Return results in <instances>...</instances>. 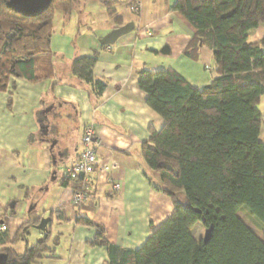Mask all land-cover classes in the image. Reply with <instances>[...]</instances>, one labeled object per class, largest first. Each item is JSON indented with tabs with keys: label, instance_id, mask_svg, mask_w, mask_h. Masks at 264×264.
Segmentation results:
<instances>
[{
	"label": "trees",
	"instance_id": "16d2710c",
	"mask_svg": "<svg viewBox=\"0 0 264 264\" xmlns=\"http://www.w3.org/2000/svg\"><path fill=\"white\" fill-rule=\"evenodd\" d=\"M8 1L0 0V91L15 77L29 82L52 77L54 14L63 10L68 15L79 2L53 0L42 15L26 17L9 8ZM100 1L115 14V1ZM134 3L132 7L138 5ZM172 9L196 30L183 55L200 61L208 47L213 65L206 69L218 73L202 87L173 68L139 73L147 105L163 119L159 130L150 127L142 156L159 175L155 189L171 200L174 211L137 249L110 243L100 225L80 221L96 227L92 244L107 247V264H264V241L239 215L244 212L264 233L263 118L258 108L264 95V39L248 40L249 31L264 23V0H175ZM97 61L94 52L74 59L71 66L95 98L107 87L95 77ZM61 185L75 194L83 189V180L64 176ZM49 216L44 237L35 242L28 235L41 219L22 224L13 238L7 228L1 230L0 253L7 255V264L57 258L56 245L50 243L54 220H66L64 207ZM199 221L205 229L200 238L192 231ZM22 241L26 249L18 253L13 246Z\"/></svg>",
	"mask_w": 264,
	"mask_h": 264
},
{
	"label": "crops",
	"instance_id": "0c3cea01",
	"mask_svg": "<svg viewBox=\"0 0 264 264\" xmlns=\"http://www.w3.org/2000/svg\"><path fill=\"white\" fill-rule=\"evenodd\" d=\"M113 1L114 15L100 0H79L68 15L57 10L49 51L52 77L39 82L15 77L7 90L0 91V228H7L13 238L25 222L50 217L52 211L64 207L66 220L56 221L71 231L64 257L57 255L64 233L53 231L50 244L56 245L57 258L46 257L37 264L42 260L107 264V247L92 244L96 227L81 219L104 228L110 243L134 249L144 244L174 206L155 189L156 177L142 156L141 146L151 137L150 127L159 130L163 119L147 105L139 73L173 68L196 87L218 76L215 70L206 69L213 65L208 47L202 49L200 61L183 55L196 30L172 9L175 0H136L137 11L129 0ZM129 22L134 23L130 33L112 45L101 43L109 32ZM262 39L264 23L248 34L250 42ZM164 47L168 53L162 52ZM94 52L98 53L95 77L107 83L99 98L91 95L90 86L71 69L74 59ZM258 108L263 118L259 139L264 143V95ZM42 123L49 127L47 134ZM90 124L101 142L100 163L117 162L118 167L83 181L90 197L77 205L73 189L61 185V179L65 169L80 159L84 128ZM116 182L122 190L112 191ZM33 228L40 232V239L44 237ZM13 247L23 253L26 242Z\"/></svg>",
	"mask_w": 264,
	"mask_h": 264
},
{
	"label": "built area",
	"instance_id": "2783aa9c",
	"mask_svg": "<svg viewBox=\"0 0 264 264\" xmlns=\"http://www.w3.org/2000/svg\"><path fill=\"white\" fill-rule=\"evenodd\" d=\"M132 8L135 11L138 10L137 6ZM100 145L101 142L98 138L96 127L92 124L86 125L82 137V152L80 155V159L76 163L65 169L64 176L70 179L72 182H76L79 179L86 182L87 179L94 173L103 175L111 170L117 169V162H112L111 164H108L107 162L100 163L98 158V149ZM81 174H83L84 176L81 177ZM84 182L83 189L74 194L75 204L83 203L90 197L88 185ZM120 190H122V184L120 182H116L112 185V191ZM1 230L2 228H0V231Z\"/></svg>",
	"mask_w": 264,
	"mask_h": 264
},
{
	"label": "water",
	"instance_id": "95a60500",
	"mask_svg": "<svg viewBox=\"0 0 264 264\" xmlns=\"http://www.w3.org/2000/svg\"><path fill=\"white\" fill-rule=\"evenodd\" d=\"M53 0H9L7 6L13 9L15 12L26 16V17H37L42 15L47 11ZM134 28V23L129 22L123 26L117 27L109 32L106 36L101 39V43L104 45H112L125 34L130 33ZM167 47L162 49L163 53H168L166 50ZM49 109L45 110L44 113H47ZM47 117V115H46ZM41 129L45 130V133H48V125L45 123L41 124ZM84 175L81 174V177ZM13 207V206H12ZM51 217H44L40 220L39 224H36L35 227L43 232L47 230L48 224L51 221ZM0 264H7V255L3 252L0 253Z\"/></svg>",
	"mask_w": 264,
	"mask_h": 264
},
{
	"label": "rangeland",
	"instance_id": "374dc122",
	"mask_svg": "<svg viewBox=\"0 0 264 264\" xmlns=\"http://www.w3.org/2000/svg\"><path fill=\"white\" fill-rule=\"evenodd\" d=\"M152 173L156 177V182H159L158 173L157 172H153V171H152ZM239 215L248 224V226L254 232H256V234L264 241V233L252 222V220L244 212H241ZM53 231H55V232H63L64 233V236L61 239V241H62L61 246H60V248H58V251H57V255H60V256L64 257L68 253L67 250H68V245H69V241H70V239H69L70 235L69 234L71 233V231L68 230L67 226H62L59 223H57L56 219L53 222ZM192 231H193L194 235L196 237H198V238L203 237L205 235V229L203 228V224L200 221L195 224V226L193 227ZM39 233L40 232L38 230H36L35 228L32 227L30 229V234L28 236V240L30 242L38 241L40 239ZM56 238L57 237L54 236L53 237V241ZM35 264H37V263H35ZM41 264H66V261L65 262L64 261L63 262L59 261L58 263H56V262H48V261H45V260L43 261L42 260Z\"/></svg>",
	"mask_w": 264,
	"mask_h": 264
}]
</instances>
